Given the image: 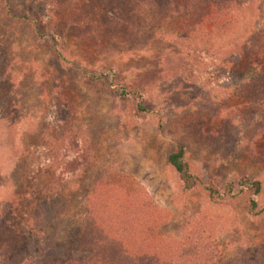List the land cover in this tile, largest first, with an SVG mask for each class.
I'll return each mask as SVG.
<instances>
[{
  "label": "rangeland",
  "instance_id": "374dc122",
  "mask_svg": "<svg viewBox=\"0 0 264 264\" xmlns=\"http://www.w3.org/2000/svg\"><path fill=\"white\" fill-rule=\"evenodd\" d=\"M119 1L0 0V264H123L88 241L86 207L106 232L135 213L142 239L119 246L131 255L178 248L172 264H264V211L249 214L244 195L182 193L167 164L184 145L203 182L258 180L264 208V0L213 31L215 44L151 14L149 33L168 38L145 48L140 17L107 10ZM8 13L36 18L44 38ZM240 33L248 45L225 47ZM122 87L143 92L149 118L134 119Z\"/></svg>",
  "mask_w": 264,
  "mask_h": 264
},
{
  "label": "trees",
  "instance_id": "16d2710c",
  "mask_svg": "<svg viewBox=\"0 0 264 264\" xmlns=\"http://www.w3.org/2000/svg\"><path fill=\"white\" fill-rule=\"evenodd\" d=\"M255 1L259 0H121L116 7H107V10L109 13H134L140 17L142 24L140 25L139 30L138 28L136 30L134 29V36L135 38H139L138 45L141 46V48H145L148 43L151 44L152 42L155 43L154 46L157 44L162 45L161 43L164 39L168 38L164 34L161 35V37L157 35L160 32V29L149 33L147 28L151 27V14L158 16L157 18L162 17L159 25H161V22H173L179 28L181 33H185L186 35H200L203 40L207 39L215 44V39H211L213 31L221 29L227 30V27L232 25V22H237L236 18L237 20L242 19L244 13H247L252 9V5ZM104 5H106V3H104ZM30 16L31 15L29 14L8 13V17L12 21H23L31 24L37 37L40 40L43 39L44 37L40 32L41 27L38 20L32 16L31 18ZM246 29L247 25L246 23H243L242 31L244 32ZM145 34L150 36L147 42L144 41ZM241 34L242 33H240L237 37L232 36L228 38V43H224L226 44L225 47H231L235 51L237 49L236 47H239V51L242 46L248 45L249 40L247 38L241 43H238V40L243 37ZM219 48L222 49L223 47ZM219 48L217 50L213 49L212 51L210 49L208 50V53L212 52L211 58L213 60L217 59L219 56H224V54L218 53L220 50ZM120 95L130 98L136 104L135 110L132 113L134 119L145 120L149 118L150 111L145 106L146 101L144 100L143 92L133 89L126 90L122 87L120 88ZM239 129L242 134L245 127L240 126ZM42 130L43 131H41L36 137L40 140V142H42V134L44 135V129ZM241 139L242 138L240 137L237 138L236 146L240 145ZM185 155L186 147L184 145H177L167 156V164L175 172L182 193L187 194L196 189H201L207 198L214 203H221L226 198H236L240 195H244L249 214L257 216L264 211V208H258V200L262 192L261 183L258 180L249 178L248 176H241L235 181H228L224 183L220 182L217 178H212L207 182H203L194 172H192L189 164L185 160ZM20 159L23 161L25 158L21 156ZM60 183L59 179L56 178V184H59L56 185V194L67 190L66 185H61ZM86 209L91 214L90 226L93 230L92 234L88 236V241L93 244L94 247L101 246L102 244H104V246L106 245L102 248V253L105 254L104 260L106 259L107 261L112 262L114 258H118L120 263L123 264H153L154 262L156 264H172V262H177L184 256V252H179L178 248L175 252L169 254L168 256L164 255L165 259L162 260L159 258L151 259V255H147L146 253L142 255H131L128 250L121 248H124V245L126 244L131 247L129 239L130 234L135 233L137 237H140L139 239H142L141 234L144 232L143 230L139 231L137 228L136 220H134L133 216L135 213L127 212L126 217L129 218L125 223H121L119 226L109 227L110 231L106 232L100 228L101 225L99 224V222H102L100 217L102 214L95 216V214L93 215L91 213L88 207H86ZM8 223L9 222H1V226L7 230L6 228H8ZM95 229H97L96 232H94ZM109 233H113V236H110ZM182 245L183 247L186 246L187 242ZM111 246L121 248L119 250L116 249L114 253H110L109 250L111 249ZM44 252H54V246L52 245L47 247L44 249Z\"/></svg>",
  "mask_w": 264,
  "mask_h": 264
}]
</instances>
